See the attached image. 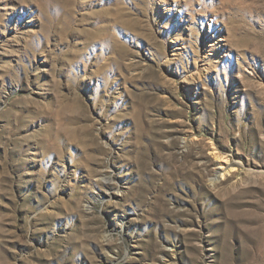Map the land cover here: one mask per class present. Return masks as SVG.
I'll use <instances>...</instances> for the list:
<instances>
[{
  "label": "rangeland",
  "instance_id": "374dc122",
  "mask_svg": "<svg viewBox=\"0 0 264 264\" xmlns=\"http://www.w3.org/2000/svg\"><path fill=\"white\" fill-rule=\"evenodd\" d=\"M0 264H264V0H0Z\"/></svg>",
  "mask_w": 264,
  "mask_h": 264
},
{
  "label": "bare ground",
  "instance_id": "6f19581e",
  "mask_svg": "<svg viewBox=\"0 0 264 264\" xmlns=\"http://www.w3.org/2000/svg\"><path fill=\"white\" fill-rule=\"evenodd\" d=\"M215 160L217 162V166L214 169L212 176L209 178V183L213 188H215L217 184H219L221 181L226 180L228 177L232 175L231 173H234L237 170L231 167L232 164L230 160L225 157L217 156ZM252 173H249L248 175L254 176V173L253 174Z\"/></svg>",
  "mask_w": 264,
  "mask_h": 264
}]
</instances>
